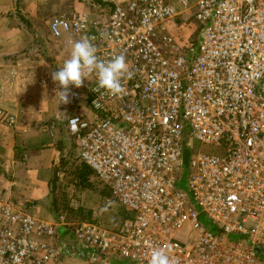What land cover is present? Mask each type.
Instances as JSON below:
<instances>
[{
    "label": "built area",
    "instance_id": "built-area-1",
    "mask_svg": "<svg viewBox=\"0 0 264 264\" xmlns=\"http://www.w3.org/2000/svg\"><path fill=\"white\" fill-rule=\"evenodd\" d=\"M188 11L200 38L187 52L167 24ZM48 28L71 42L95 37L100 60L126 58L132 76L121 79L122 93L92 91L93 72L81 87L70 85L73 113L65 118L92 180L110 190L126 216L113 230L65 214L44 220L0 199V264H149L153 249L172 264H258L264 0H119L107 14L56 16ZM0 122L13 127L15 116L0 109ZM195 142L220 153L194 152ZM185 150L188 191L176 186Z\"/></svg>",
    "mask_w": 264,
    "mask_h": 264
},
{
    "label": "crops",
    "instance_id": "crops-1",
    "mask_svg": "<svg viewBox=\"0 0 264 264\" xmlns=\"http://www.w3.org/2000/svg\"><path fill=\"white\" fill-rule=\"evenodd\" d=\"M43 1L0 0V109L15 116L13 127L0 122V199L49 220L55 216L40 208L47 205L59 130L66 127L62 115L68 113L51 74L71 41L55 38L48 26V33L35 28L32 13L39 11L29 5L38 9Z\"/></svg>",
    "mask_w": 264,
    "mask_h": 264
},
{
    "label": "rangeland",
    "instance_id": "rangeland-1",
    "mask_svg": "<svg viewBox=\"0 0 264 264\" xmlns=\"http://www.w3.org/2000/svg\"><path fill=\"white\" fill-rule=\"evenodd\" d=\"M118 1L119 0H44L41 6L39 5L40 7H38V9H36L35 6H32V5H29V8H33L32 11L34 9L39 11L37 16L32 13L33 20L34 22H36L35 28H37L39 31L48 33L47 26H48L49 21L53 17L65 16L67 18H72L74 16L83 15V14H87L91 17H99L101 14H107L108 12H110L116 6V3ZM100 2H103L107 5L112 3L113 7L109 8L110 5L100 6L99 5ZM28 13H31V12H28ZM167 26L170 27L169 31L173 39L175 40L177 46L181 48L182 50H186L187 52L197 44V41L200 38V35H199L200 34V24L194 20L193 16L191 15L189 11L174 18L172 21H170L167 24ZM47 36L46 38H48ZM81 110H82L81 113H88V111L86 110V106L85 108L83 107ZM71 113H73V110H71L67 114L64 113V116L62 115V117H64L63 119L64 123H65V118ZM59 131H60V136L57 142H59L60 140H65V144H64L65 151L64 152L69 153V150L71 149L70 150L71 155L66 156L67 163L62 168V170L59 172V177L55 183V190H54L53 198L54 200H56V205H58L57 207L58 210L63 211L62 205L66 204L67 202L69 206L73 208L81 207L83 209L82 217H84V214H86L87 211L92 212L90 219L93 221L109 220L110 218H113L117 214L112 213L111 208L108 211L106 210V208L108 204L110 203L116 204L114 202V199L102 198L99 192L97 191V189L85 188V189L77 190L75 186L70 183V180L72 179L71 172L73 171L75 165L80 163L81 160L78 156V149L76 150V146L72 144L71 142H69L70 134L66 130V127L60 129ZM197 151H199L200 153L210 154V155H216L220 153V152L217 153L218 149L214 147L213 145H201L200 143L195 142L194 152H197ZM59 158H60V155H59ZM183 169H184V173L179 178L176 186L184 191H188V186L185 180L187 167H183ZM49 189H50V186H49ZM45 203H48V202H45ZM46 206L47 205L40 208V211H45V210L48 211ZM115 206L118 209V206L117 205ZM104 212H107V213H104ZM63 214L67 216L66 213H63ZM75 216L76 217H74V215H71V217L74 218L71 220L78 221L79 219L77 217H81L78 214H76ZM102 217H106L107 219H104ZM120 218L121 217L118 215L117 221H115L113 225H108V226L117 227L121 222ZM62 239L70 243L72 242L76 243L75 238L68 234H64L62 236ZM257 262L258 264H264V248H262L260 253L258 254ZM64 264H84V262L78 261L73 258H67L65 259Z\"/></svg>",
    "mask_w": 264,
    "mask_h": 264
},
{
    "label": "clouds",
    "instance_id": "clouds-1",
    "mask_svg": "<svg viewBox=\"0 0 264 264\" xmlns=\"http://www.w3.org/2000/svg\"><path fill=\"white\" fill-rule=\"evenodd\" d=\"M60 24L61 21L52 24V31L56 35L60 34L58 29ZM94 39L95 37L84 36L71 42L70 55L64 60L62 67L51 74L52 80L59 88L63 89L59 91L63 103L68 102L70 85H74L76 88L81 87L83 81L93 72L97 77V87L92 91L101 92L103 90L102 95L110 96L122 93L121 79L126 75L127 78L132 76L123 55H116L108 61L100 60L96 54L97 48L92 43ZM75 120L73 119V122ZM149 264H172V261L163 250L153 249Z\"/></svg>",
    "mask_w": 264,
    "mask_h": 264
},
{
    "label": "trees",
    "instance_id": "trees-1",
    "mask_svg": "<svg viewBox=\"0 0 264 264\" xmlns=\"http://www.w3.org/2000/svg\"><path fill=\"white\" fill-rule=\"evenodd\" d=\"M107 3V2H106ZM100 6H106L107 4L103 3V2H100L99 3ZM110 5V6H109ZM107 6H109V8H112L113 7V4L110 3L108 4ZM70 139V140H69ZM69 142H71L72 144H74L76 146V150H77V144L76 142L74 141V139L70 136L69 138ZM73 141V142H72ZM65 140H60L58 142V146H57V149L60 151V158L57 162L56 165H54L52 167V171H53V176L51 178V181H50V189H49V193H48V196H47V209L48 211L56 216V215H60V214H63V213H66L67 214V219H74L73 217H71V215H74V217H76L75 215L78 214L82 217V214H83V209L81 207L79 208H73L71 206H69V204L66 202V204L62 205V209L63 211H59L58 210V205H56V200H54V190H55V183L59 177V172L62 170V168L66 165L67 161H66V156L67 155H71L70 153V150H69V153L68 152H64L65 151ZM71 144V145H72ZM74 148V147H73ZM72 174V179L70 180V183L72 185L75 186V188L78 190H81V189H85V188H91V189H97V191L99 192L100 196L102 198H105V199H109L110 196H111V192L108 188L106 187H100L94 180H92V177H93V172L92 170L86 166L82 161L80 163H78L77 165H75L73 171L71 172ZM114 202L116 204H108L106 210H110L111 208V212L114 213V214H117L116 216H114L113 218H110L109 220H102V221H93L90 219V216L92 215V212L90 211H87L86 214H84V217H77L79 219V221H89V222H95V223H98L100 224L101 226L103 227H106V228H109V229H118L120 225H118L117 227H110L108 225H113L115 223V221H117V216L119 215L122 220L123 217L126 216V211L121 207V205L118 203V201H115ZM118 206V209L116 208V206ZM112 206V207H111ZM66 211V212H65ZM120 212V213H119ZM104 213H107V212H104ZM104 219H107L106 217H102ZM109 218V217H108Z\"/></svg>",
    "mask_w": 264,
    "mask_h": 264
},
{
    "label": "water",
    "instance_id": "water-1",
    "mask_svg": "<svg viewBox=\"0 0 264 264\" xmlns=\"http://www.w3.org/2000/svg\"><path fill=\"white\" fill-rule=\"evenodd\" d=\"M188 157H189V151L188 150H185L184 151V156H183V166L184 167H187Z\"/></svg>",
    "mask_w": 264,
    "mask_h": 264
}]
</instances>
